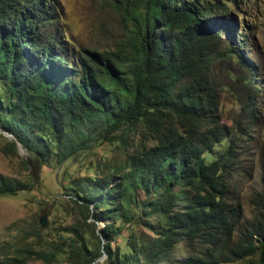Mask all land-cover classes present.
I'll list each match as a JSON object with an SVG mask.
<instances>
[{"label":"trees","instance_id":"trees-1","mask_svg":"<svg viewBox=\"0 0 264 264\" xmlns=\"http://www.w3.org/2000/svg\"><path fill=\"white\" fill-rule=\"evenodd\" d=\"M119 2L128 34L114 49L95 50L68 45L57 0H0V129L28 150L29 169L143 129L123 168L71 182L95 241L70 227L71 240L51 250L0 244V264L53 262L61 253L76 264L103 256L105 264H264V173L256 213L240 229L243 209L229 199L237 152L213 74L230 33L228 50L255 76L242 51L249 26L239 15L254 0ZM9 145L16 153V141ZM32 182L0 173V196L32 189L34 175ZM184 241L190 249L179 258Z\"/></svg>","mask_w":264,"mask_h":264},{"label":"rangeland","instance_id":"rangeland-1","mask_svg":"<svg viewBox=\"0 0 264 264\" xmlns=\"http://www.w3.org/2000/svg\"><path fill=\"white\" fill-rule=\"evenodd\" d=\"M57 1L59 22L70 47L110 50L125 40L129 25L126 27L121 17L120 0ZM240 10L239 15L245 16L249 26L246 33L250 35L249 43L242 49L243 55L247 64L256 69L257 77L228 50V46L234 45L230 33L217 49L220 55L214 59L213 74L219 89L222 124L230 128L237 152L229 175V199L235 205L241 204L243 219L239 228L242 229L256 213L253 196L262 189L264 173V0H254V8L250 10L246 7ZM239 24L242 25L241 20ZM250 76L254 80H250ZM142 134V127L126 130L120 141H102L92 150L78 153L65 162L60 163L54 157L39 168L29 164V169L25 164L30 159L28 150L20 145L13 153L9 149L13 136L0 129V173L7 178L30 182L34 175L39 181L28 191L0 196V244L31 243L36 249L51 250L56 244L71 240L74 234L67 231L70 227L80 228L86 241H95L90 225L93 220L85 221V209L71 197V182L85 176H100L114 167L123 168L126 153L136 149ZM138 196L144 198V191L139 190ZM41 218L45 220L43 226ZM150 220L156 222L155 217ZM104 224V220L98 222L99 227ZM137 229L152 234L143 225ZM118 242L124 246V237L120 236ZM195 248L201 250L203 245L196 243ZM189 249L185 241L179 243L178 257L186 256ZM29 264L76 263L67 253H61L53 262L32 259ZM97 264H105V256Z\"/></svg>","mask_w":264,"mask_h":264},{"label":"water","instance_id":"water-1","mask_svg":"<svg viewBox=\"0 0 264 264\" xmlns=\"http://www.w3.org/2000/svg\"><path fill=\"white\" fill-rule=\"evenodd\" d=\"M9 134H11V133H9ZM11 135L13 136V134H11ZM13 138H14V141H16V143H17V147L20 149V145H21L20 142L14 136H13ZM41 224H42V226L45 224L44 218H41Z\"/></svg>","mask_w":264,"mask_h":264}]
</instances>
